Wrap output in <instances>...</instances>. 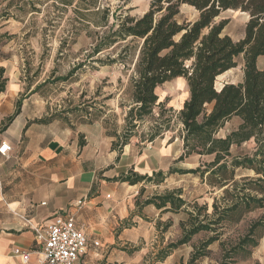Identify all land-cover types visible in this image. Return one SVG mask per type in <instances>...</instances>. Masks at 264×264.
<instances>
[{"label": "trees", "instance_id": "obj_1", "mask_svg": "<svg viewBox=\"0 0 264 264\" xmlns=\"http://www.w3.org/2000/svg\"><path fill=\"white\" fill-rule=\"evenodd\" d=\"M74 1L80 21L88 15L93 17L94 30H87L93 38L90 57L104 51L111 53V59L95 58V62L100 65L118 63L127 78L129 103L124 111L123 135L107 133L115 139L113 147L128 144L148 118L153 119L154 124L147 135L138 136L139 142H152L166 132L170 118H164V114L171 108L164 109L165 101L159 102L155 91L179 78L187 85L188 98L177 115L182 125V154L177 161L182 162L193 154L212 156V160L194 169H169L168 174H198L211 188L222 189V199L227 204L217 207L214 201L209 215L206 205L194 203L196 211H187V219L180 225L182 236L167 249L187 244L200 232H210L213 234L201 243L206 249L219 241L217 227L225 222L238 223L246 214L264 210V65L258 68L256 64L257 59L264 56V0H152L148 10L139 17L111 13V23L109 11L100 9L98 0H59L58 3L67 8ZM181 5L193 7L199 13L198 18L192 22H179ZM229 9L249 14L244 37L239 41L222 34L227 20L215 23L219 14ZM239 55L243 58L242 82L224 83L217 88L216 79L237 66ZM0 72L2 77L3 69ZM5 83L6 79L0 81V93L4 91ZM120 107L125 108L122 104ZM155 107L159 111L156 119L153 118ZM234 117L240 121L237 128L224 138H217L218 129ZM49 121L39 119L33 122ZM251 139L255 147L250 155H231L233 145L239 146ZM237 169L251 172L252 176L236 180ZM153 177L131 172L119 179L131 185L142 181L159 184L165 179L161 171ZM150 204L165 208V212L176 213L188 203L182 190L176 189L154 195L144 200L141 206ZM260 229L264 230V216L253 221L245 235L230 249L245 251L246 246H256L254 237ZM220 245L223 247V242ZM166 252L159 258L160 262L167 257ZM204 253L197 248L187 264H195Z\"/></svg>", "mask_w": 264, "mask_h": 264}, {"label": "rangeland", "instance_id": "obj_2", "mask_svg": "<svg viewBox=\"0 0 264 264\" xmlns=\"http://www.w3.org/2000/svg\"><path fill=\"white\" fill-rule=\"evenodd\" d=\"M58 1L0 0V69H3L0 81L6 79L4 94L9 83L14 82L20 86L17 101L27 103L26 109L30 116L41 115L40 119L51 121L60 119L67 124L99 123L107 133L116 132L122 136L125 126L124 111L129 103L126 95L127 78L122 72V66L118 63L100 65L95 62V58L103 61L111 59V53L106 51L90 57L93 38L87 34V30H94L93 17L88 15L80 21L75 11V1L67 8L59 5ZM151 1L98 0V6L109 11L111 23V13L139 17L148 10ZM198 15L193 7L181 5L178 20L192 22ZM248 19V13L229 9L222 11L215 23L227 20L222 34L228 35L233 41H239L244 37ZM261 61H264V56ZM236 63L235 68L216 79L217 88L224 83L242 82V55L236 58ZM65 76V79H61ZM155 93L159 102L165 101L164 109L171 108L164 114V118H170L169 129L163 132L165 137L180 139L182 125L177 115L188 98L185 81L181 78L172 80L159 86ZM120 104L125 108L121 109ZM19 106L21 107V103L15 104L16 109ZM158 112L155 107L154 119ZM7 120L5 118L1 124ZM239 122L236 117L225 122L218 129L216 137L224 138L237 128ZM153 124V119H146L138 128L137 136H132L130 140L138 139L140 134L147 135ZM254 147L255 143L251 139L239 146L233 145L230 152L233 157L250 155ZM211 160L212 156L200 157L193 154L180 163V169H194ZM243 176H252V173L241 169L235 171L236 180ZM176 189L182 190L188 203L186 208L192 212L196 211L194 203L198 206L206 205V213L209 215L212 214L214 201L217 207L227 204L222 199V189L211 188L198 174L176 173L168 177L157 190L163 194ZM151 190L148 189V192ZM262 216L264 210H256L246 214L238 223L225 222L216 228L220 234L219 241L213 242L206 249L202 248L201 243L213 233L200 232L187 244L168 250L167 246L176 242L183 231L181 227L170 228L168 231L161 228L163 235L159 232L153 238L142 263L159 264V258L167 251L168 254L174 253L175 257H179L180 264H187L198 248L199 252L205 253L195 264H264V230L256 232V246H246L245 251L230 249L245 235L249 225ZM220 242H223V247Z\"/></svg>", "mask_w": 264, "mask_h": 264}, {"label": "crops", "instance_id": "obj_3", "mask_svg": "<svg viewBox=\"0 0 264 264\" xmlns=\"http://www.w3.org/2000/svg\"><path fill=\"white\" fill-rule=\"evenodd\" d=\"M19 87L10 82L0 93V124L10 119L1 124L0 144L11 147L7 157L0 155V264H40L34 232L21 217L42 227L58 215L72 217L87 239L75 264H143L161 228H180L187 219L188 208L172 213L141 206L161 194L157 189L176 174L169 169H180L181 138L163 133L152 142L135 139L119 148L99 123H36L41 115L30 116L26 102L15 108ZM159 171L165 175L159 184L119 179L131 172L153 177ZM14 249L29 252L28 261L23 263ZM159 264L180 261L169 253Z\"/></svg>", "mask_w": 264, "mask_h": 264}, {"label": "built area", "instance_id": "obj_4", "mask_svg": "<svg viewBox=\"0 0 264 264\" xmlns=\"http://www.w3.org/2000/svg\"><path fill=\"white\" fill-rule=\"evenodd\" d=\"M10 151L9 144H0L1 156L7 157ZM21 219L34 232L35 243L39 245L40 264H75L87 249V239L72 217L58 215L42 227L32 224L29 218ZM13 253L23 263L28 261L30 255L20 249H14Z\"/></svg>", "mask_w": 264, "mask_h": 264}]
</instances>
